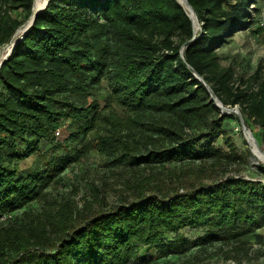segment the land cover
Returning a JSON list of instances; mask_svg holds the SVG:
<instances>
[{"label": "trees", "instance_id": "trees-1", "mask_svg": "<svg viewBox=\"0 0 264 264\" xmlns=\"http://www.w3.org/2000/svg\"><path fill=\"white\" fill-rule=\"evenodd\" d=\"M188 1L200 24L197 31L178 0H49L12 47L0 66V263L127 264L142 245L161 254L176 250L165 236L175 235L178 242L186 226L203 225L206 239L240 237L264 225V181L235 176L215 183L183 179V192H161L157 186L147 193L142 180L109 209L88 201L75 217L66 202L59 218L45 210L8 225L10 211L41 195L46 176L75 157L52 155L51 147L42 151L56 124L71 117L86 133L99 122L98 101L84 105L78 99L102 79L108 80L113 101L144 124L151 144L138 155L126 145L116 160L164 167L167 161L199 160L218 165L225 175L237 145L222 125L235 115L218 107L214 97L225 106L239 105L245 123H257L264 140V65L248 85L235 86L234 68L223 65L219 54L255 20L249 4L256 0ZM18 8L25 10L22 18L13 14ZM32 8L33 0H0V49ZM219 136L230 152L213 145ZM99 138L101 149H119L114 138ZM35 154L32 165H21ZM42 155L44 171L38 165ZM57 158L62 162L55 163ZM169 178L171 186L176 183L174 174Z\"/></svg>", "mask_w": 264, "mask_h": 264}, {"label": "rangeland", "instance_id": "rangeland-1", "mask_svg": "<svg viewBox=\"0 0 264 264\" xmlns=\"http://www.w3.org/2000/svg\"><path fill=\"white\" fill-rule=\"evenodd\" d=\"M250 8L255 20L249 24L247 29L234 34L219 48L221 63L225 66H233L234 85L240 87H245L250 83L248 80L259 64L264 65V35L257 25L258 17L264 13V0L250 3ZM13 14L22 18L25 10L18 8L13 10ZM8 49L9 47H4L0 56L5 55ZM252 84L254 87L257 85L255 82ZM109 92L108 80L102 79L89 94L81 95L78 99L84 105H89L94 99L99 103L96 111L99 122L92 130L86 133L80 131L77 126L72 125L73 118L69 117L57 123L54 132L48 136L47 142L41 144L42 151L51 147L49 152L52 155L66 156L69 154L75 157L67 161L62 169L53 171L49 177L46 176L47 185L42 189L41 195L23 207L10 211L12 217L9 220V226L14 222L30 221L35 216L44 214L45 210L51 211L59 218L57 211L61 204L66 202L74 207L69 216L74 215L75 217L78 215L77 208L86 209L88 201H92L96 209L102 207L109 209L120 198L126 196L125 194L130 195L133 188L130 187L131 185L142 180L146 181L144 189L147 193H155L157 186H160L161 192L170 191V189H179L183 192V179L195 184L215 183L229 176L264 181L262 173L264 162L255 154L252 142L245 133L240 118L239 120L236 118L238 117L237 112L235 109L231 110L237 107L241 111L239 105H227L225 109L226 112L235 116L224 120L222 126L231 132V137L237 145V157L227 166L225 175L221 173L222 169H218V165L203 166V162L199 160L186 161L188 162L186 164L167 161L165 167L159 163L131 162L129 158L116 160L119 152H125L126 145H131L138 155L146 153L151 144L143 131L144 124L131 120L134 118L133 111L113 101ZM110 119L114 120L115 124ZM247 127L264 150L260 126L250 119ZM100 136L114 138L112 141L117 143L115 145L119 149H112V152L101 149ZM120 137L124 139V143L118 140ZM213 145L227 153L230 152L222 136L216 137ZM32 157L22 162L21 165L23 167L32 165L37 154ZM40 159L38 165L44 171L47 169L46 158L42 155ZM61 162L60 158L55 160V163ZM182 166L184 171H182ZM173 169L176 171H172ZM173 174L176 177V183L171 186L169 176L172 178ZM75 222L79 224L76 219ZM180 234L184 239L178 242L174 241L175 235L165 236L166 240H173V247L178 246L176 250H168L166 254H161L155 246L142 245L127 264H247L248 262L264 264V225L255 226L247 234L232 238L207 237L204 239L202 237L205 234L203 225L186 226L182 231L180 230ZM29 261L23 260L22 263L28 264ZM6 264H11V262Z\"/></svg>", "mask_w": 264, "mask_h": 264}, {"label": "water", "instance_id": "water-1", "mask_svg": "<svg viewBox=\"0 0 264 264\" xmlns=\"http://www.w3.org/2000/svg\"><path fill=\"white\" fill-rule=\"evenodd\" d=\"M49 0L46 1L45 5H43L42 7L39 8H35V0H33V8H32V14L29 17V19L20 27L17 29V31L15 32V34L13 35V37L11 38V41L6 44L4 47H9L8 51L5 53V55L0 56V66L3 63L4 59L8 56L9 52L11 51L12 47L17 43V41L20 39L21 35L26 31V29L34 22L35 17L37 15V13L42 10L43 8L46 7L47 3ZM180 2V4L186 9V7L183 5V3L178 0ZM188 5L190 6V10H191V17L193 18L195 25H194V29L195 31H197L200 27L199 21L197 19L196 13L193 9V7L191 6V4L189 3V1L187 0ZM187 10V9H186ZM4 47L0 49V53L3 52ZM215 99V104L220 107L223 111H225L226 106L222 103V101L218 98V97H214ZM237 112L240 121L242 123L243 129L245 130V133L247 134V130H250L247 125L245 124V120L244 117L241 113V111L238 110L237 107L232 108L231 110H234Z\"/></svg>", "mask_w": 264, "mask_h": 264}, {"label": "bare ground", "instance_id": "bare-ground-1", "mask_svg": "<svg viewBox=\"0 0 264 264\" xmlns=\"http://www.w3.org/2000/svg\"><path fill=\"white\" fill-rule=\"evenodd\" d=\"M46 1L47 0H35V8L42 7L43 5H45ZM180 1L186 7L187 11L191 14L192 12L190 10V6L187 3V0H180ZM247 135H248V138L250 139V141L252 142L255 154L259 157V159H261L264 162V150L261 148V146L257 142V139L255 138L254 134L252 133L251 130H247ZM30 158H31V156H30ZM24 161H25V159H24Z\"/></svg>", "mask_w": 264, "mask_h": 264}, {"label": "built area", "instance_id": "built-area-1", "mask_svg": "<svg viewBox=\"0 0 264 264\" xmlns=\"http://www.w3.org/2000/svg\"><path fill=\"white\" fill-rule=\"evenodd\" d=\"M257 25L259 26V28L262 31V34L264 35V13H262L257 20ZM6 216L3 215V218H5Z\"/></svg>", "mask_w": 264, "mask_h": 264}, {"label": "crops", "instance_id": "crops-1", "mask_svg": "<svg viewBox=\"0 0 264 264\" xmlns=\"http://www.w3.org/2000/svg\"><path fill=\"white\" fill-rule=\"evenodd\" d=\"M238 33H240V32H239V31H237V32L235 33V35H236V34H238Z\"/></svg>", "mask_w": 264, "mask_h": 264}]
</instances>
